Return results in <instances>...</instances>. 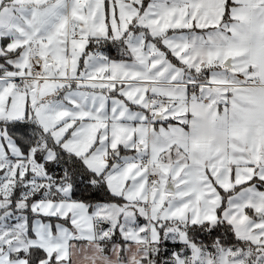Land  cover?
Returning <instances> with one entry per match:
<instances>
[{
    "label": "snow or ice",
    "instance_id": "obj_1",
    "mask_svg": "<svg viewBox=\"0 0 264 264\" xmlns=\"http://www.w3.org/2000/svg\"><path fill=\"white\" fill-rule=\"evenodd\" d=\"M0 264H264V0H0Z\"/></svg>",
    "mask_w": 264,
    "mask_h": 264
},
{
    "label": "trees",
    "instance_id": "obj_2",
    "mask_svg": "<svg viewBox=\"0 0 264 264\" xmlns=\"http://www.w3.org/2000/svg\"><path fill=\"white\" fill-rule=\"evenodd\" d=\"M113 55H115V53H113Z\"/></svg>",
    "mask_w": 264,
    "mask_h": 264
}]
</instances>
